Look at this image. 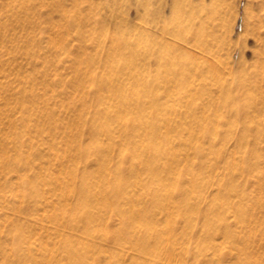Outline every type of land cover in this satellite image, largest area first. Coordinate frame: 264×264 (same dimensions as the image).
I'll return each instance as SVG.
<instances>
[{
  "label": "rangeland",
  "instance_id": "374dc122",
  "mask_svg": "<svg viewBox=\"0 0 264 264\" xmlns=\"http://www.w3.org/2000/svg\"><path fill=\"white\" fill-rule=\"evenodd\" d=\"M158 200L179 264H264V0H0V264H146Z\"/></svg>",
  "mask_w": 264,
  "mask_h": 264
},
{
  "label": "bare ground",
  "instance_id": "6f19581e",
  "mask_svg": "<svg viewBox=\"0 0 264 264\" xmlns=\"http://www.w3.org/2000/svg\"><path fill=\"white\" fill-rule=\"evenodd\" d=\"M148 102L152 103L151 100H148ZM144 103H147V102H144ZM112 105L113 104L111 103L110 105H108V107H111ZM117 112H118L117 115L119 116V119H121V121L124 122L125 124L129 122H133L132 121L134 119V115L132 114L134 113L133 111L130 112L129 110H125V111L118 110ZM140 113H141V117L147 115V111H145L144 109H141L140 112H138L137 114H140ZM147 139H148L147 143H149L148 147L149 149L152 150V154H154L153 163L157 162L158 160H162L160 163H156V164H160L161 166L165 167L163 133L161 132V133L155 134ZM144 142L145 140L141 138L140 144H143ZM170 149H173V147H170L169 150ZM129 150H130V154H132L134 159H138L142 155L137 145H135L133 148H129ZM153 163L148 168H150L154 173L159 172L160 168L156 165H153ZM154 188L156 190V193H160V194L165 193V195H167V192H170L172 189V188H169L167 184H164L162 182L156 183ZM119 191H121L120 187H119ZM158 202H160V204L164 208L163 209L164 211L163 213L165 215L164 225L166 228L163 229L160 226H157V224L154 225L151 222H144V223L139 222L140 224L138 225L142 227L146 226L148 230H152L154 232L159 231L160 234L167 233L168 236L166 238L159 239L157 243L154 242L150 247L144 250H138L137 248H135V250H137L136 259H140L141 257L144 256L145 260L147 261L146 264H157L159 262L161 263L163 262L164 264H179L178 261L176 260V257L178 255L177 251H174V250L180 247L181 244L178 242L179 240L178 238L170 237L169 216H171L173 212H175L173 210L174 206L173 205L170 206L169 204H166V203L164 204L160 200H158L156 204ZM235 209H237V212L243 211L241 206H235ZM226 238L227 239L225 241L221 242V244H223L224 246L231 245V244L233 245L235 242L236 236L230 232L226 234ZM151 242L152 241H148L149 244H151ZM169 246L172 247L173 251H171ZM218 253L221 254V251L219 250Z\"/></svg>",
  "mask_w": 264,
  "mask_h": 264
}]
</instances>
